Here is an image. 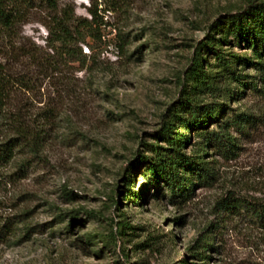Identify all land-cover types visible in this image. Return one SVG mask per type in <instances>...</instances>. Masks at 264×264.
Listing matches in <instances>:
<instances>
[{"label": "rangeland", "instance_id": "1", "mask_svg": "<svg viewBox=\"0 0 264 264\" xmlns=\"http://www.w3.org/2000/svg\"><path fill=\"white\" fill-rule=\"evenodd\" d=\"M61 1L78 19L90 21L89 10L96 13L100 40H86L91 51L81 46L84 64L60 66L53 77L15 93L17 109L38 138L36 152L20 150L0 168V227L7 226L0 264H264V231L222 202L264 200V79L253 69L242 73L256 77L257 91L241 89L236 100L200 97L225 104L230 117H252L243 132H230L235 155L207 152L216 173L210 186L197 185L183 200L152 182L145 164L132 168L140 155L151 156L153 145L165 148L158 132L190 91L184 73L212 35L210 27L264 0ZM111 4L120 8L108 11ZM30 13L17 29L20 44L44 49L40 21L49 14L42 8ZM224 35L218 51L226 59L252 56L243 42ZM204 59L216 75L213 56ZM20 72L24 80L34 78ZM230 89L235 94L237 86ZM182 133L190 137L183 153L193 155L200 138ZM127 179L130 191L146 192L145 198L120 196ZM208 239L213 250L201 261L196 252Z\"/></svg>", "mask_w": 264, "mask_h": 264}, {"label": "trees", "instance_id": "2", "mask_svg": "<svg viewBox=\"0 0 264 264\" xmlns=\"http://www.w3.org/2000/svg\"><path fill=\"white\" fill-rule=\"evenodd\" d=\"M61 0H0V168L8 165L20 150L36 152L37 134L29 125L27 119L17 109L15 93L19 89L30 90L39 78L53 77L60 66L84 64L81 46L89 51L91 47L87 39L100 40L96 13L89 10L91 20L78 19L73 8L61 4ZM49 15L40 21L47 32L45 48L34 44L21 45L17 29L27 23L33 9H41ZM119 7L111 4L108 11L115 12ZM212 35L201 42L195 50L191 65L184 73L190 91H185L181 109L171 114L170 120L158 132L157 139L165 145L151 147L150 157L140 155L132 165L137 171L140 164L147 166L146 172L152 182H162L174 197L186 200L197 185L210 186L215 180L216 173L213 164L206 161V154L211 151L227 159L235 155L238 148L231 131L243 132L250 122L249 115L240 113L227 115V106L223 103H203L200 97L226 96L236 100L241 97V89L257 91L255 76L243 74L244 67H250L259 77L264 79V3H249L247 8L239 13L230 15L222 25L210 27ZM221 32L220 38L215 39L214 33ZM229 34L235 43H244L251 51L250 58L233 56L236 62L226 59L218 51L225 35ZM120 36V34H119ZM120 49L126 44L124 36L120 37ZM212 55L216 61L218 73L213 75L205 69L207 64L204 56ZM234 64V65H233ZM240 67V69H237ZM21 70L29 71L33 79L24 80L19 76ZM237 86L235 94L231 85ZM236 98V99H235ZM224 119V121H221ZM178 125V128L175 127ZM214 125L215 130L209 131L207 126ZM182 132H197L200 141L196 144L193 155L183 153L189 145L190 137ZM139 164V165H138ZM24 166L19 167L22 170ZM123 190L131 198H145L146 192L136 195L130 191L131 180H125ZM222 202L225 209L233 216L241 217L264 231V200L242 197H227ZM7 226L0 227V234ZM198 242V241H197ZM214 239L204 243L201 252L196 256L201 261L208 257L204 253L213 250ZM202 254V255H201ZM185 264V263H183Z\"/></svg>", "mask_w": 264, "mask_h": 264}]
</instances>
